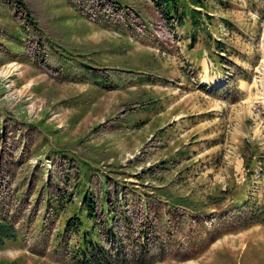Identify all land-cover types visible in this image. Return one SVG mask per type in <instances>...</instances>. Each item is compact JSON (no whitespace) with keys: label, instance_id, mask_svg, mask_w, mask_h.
I'll list each match as a JSON object with an SVG mask.
<instances>
[{"label":"rangeland","instance_id":"374dc122","mask_svg":"<svg viewBox=\"0 0 264 264\" xmlns=\"http://www.w3.org/2000/svg\"><path fill=\"white\" fill-rule=\"evenodd\" d=\"M160 1L0 0V264H73L86 195L116 264H264V0Z\"/></svg>","mask_w":264,"mask_h":264},{"label":"trees","instance_id":"16d2710c","mask_svg":"<svg viewBox=\"0 0 264 264\" xmlns=\"http://www.w3.org/2000/svg\"><path fill=\"white\" fill-rule=\"evenodd\" d=\"M178 1L182 0H161L158 2L159 5H163V3L166 4L167 7H174V11L176 13V10L178 7L176 6V3ZM187 1V0H186ZM191 4L194 6H201L199 4H203V0H190ZM197 9H190L189 12H191L192 17L194 18V22H198V16L199 14L196 11ZM184 16H181V19ZM218 49L220 51H224V46L218 42ZM218 55L220 53L218 52ZM249 166V165H248ZM74 216L69 218L67 220V228L66 232L71 228L74 230L75 233H77L76 229H74L77 226H81L83 230L82 235V252H76L73 258L72 263L73 264H116V262L113 260L112 255L105 249V247L100 248L98 246H91V242H95V244H98L101 240V237L99 235V231L97 229L96 225V215H97V209H96V203L95 200L92 197H88L87 195L83 197L81 207L78 208L77 211H75ZM107 226V224H106ZM17 237V229L8 221H1L0 222V247H4L6 242L9 240H15ZM94 240V241H93ZM90 247L92 248V251H90ZM148 249L144 251L143 254L140 255V257H134L133 261L130 262L128 257L123 254L121 251L119 253V264H149L151 262L147 261V253Z\"/></svg>","mask_w":264,"mask_h":264}]
</instances>
